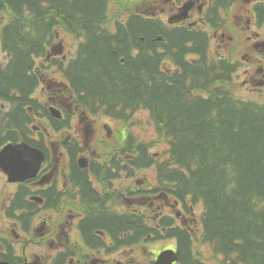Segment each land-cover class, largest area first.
Here are the masks:
<instances>
[{
    "label": "trees",
    "instance_id": "trees-1",
    "mask_svg": "<svg viewBox=\"0 0 264 264\" xmlns=\"http://www.w3.org/2000/svg\"><path fill=\"white\" fill-rule=\"evenodd\" d=\"M141 1L124 0L112 15L114 0H0L7 15L0 41L9 53L7 62L0 61V100L16 105L8 113L15 122L0 126V147L18 140L9 130H23L28 107L37 106L35 57L45 54L59 27L81 35L77 57L65 70L78 101L93 113L120 119L147 109L167 144L162 157L154 156L151 143L127 137L121 149L127 166L114 168L129 175L156 171L155 183L144 177L129 189L135 208H101L110 195L94 191L82 177L81 200L99 211L87 226L107 228L114 249L123 242L133 247L175 239L177 264H204L193 232V210L202 205L203 236L222 255V264H264V99L234 93L237 65L213 58L207 32L166 24L147 10L136 13ZM217 1L220 11L233 0ZM0 260L14 262L1 252Z\"/></svg>",
    "mask_w": 264,
    "mask_h": 264
},
{
    "label": "rangeland",
    "instance_id": "rangeland-1",
    "mask_svg": "<svg viewBox=\"0 0 264 264\" xmlns=\"http://www.w3.org/2000/svg\"><path fill=\"white\" fill-rule=\"evenodd\" d=\"M174 0H142L140 3L134 5V11L142 12V10H147L146 14L151 15L152 12L158 18L167 19L168 16L171 15V12L176 11L179 5H173ZM252 0H238L235 4H233L230 8L224 10L222 15L225 17L223 23L225 28L219 29L220 33L222 31H229L230 28H234L240 26L243 28L246 25L247 15L246 12L250 10L247 9V6L251 3ZM124 0H114L113 5L111 6V14H114V8H121ZM168 2V3H164ZM171 2V4H169ZM166 7V8H165ZM165 8L166 12L162 13L161 9ZM7 20V15L0 11V26L5 23ZM210 34H213V31L209 29ZM220 33L217 39H220ZM248 35H253L247 31H241L242 40L241 42H223L222 40L213 41L212 42V53L219 55H226V57L234 59H242V67L240 70L239 76L236 77V81L238 84L237 93L245 99H254L262 101L264 99V84L256 85V80L264 78V57L260 54H257L262 60L258 64H263L262 66H258L259 70L257 72L252 71V73H246V70H250L251 66L253 67L252 58L256 51L263 53L259 48L253 47L251 42L248 41ZM63 45V51L59 54L63 56L64 54L67 58H70L75 54L77 49L79 39L75 36L69 35L64 29L58 32V40L56 45ZM215 43V44H214ZM220 44V45H219ZM250 46V47H249ZM245 52H249L250 55L242 56ZM256 55V54H255ZM3 54L0 52V57ZM244 59V60H243ZM43 66V63H39ZM43 71L40 69V75L42 83L35 93L36 97L39 98L40 101H43L47 106L50 105H61L65 109H67L69 114H72V119L70 126L62 130H54L53 128H49L46 125V121H35L33 125L39 126L38 132H41L44 136H46L48 143H50L52 147V143H55L57 148L54 149L55 152H52L53 156L56 158L55 163L59 166V169L67 168L65 165L68 162V157L64 152L63 142L69 141L71 139H77L79 141H83V144L86 148L90 150V152H98L101 155V159L105 160L103 163L109 164L110 158L114 154V152L120 148L121 137L123 134L128 133L136 136L137 141L140 140L142 142L151 143V152L154 156H160L164 154V151L167 147L166 141L157 129L153 119L151 118L150 112L147 109L141 108L136 109L130 112L126 118L120 119L117 117H109L104 114L94 115L91 114L88 110L84 111L77 107L75 103V96H72V93L68 91L64 86H62L63 75L58 70L50 71L49 68L44 67ZM256 87V89H254ZM54 101V103H53ZM9 109L8 105L1 106L0 103V119L6 114V111ZM63 121L58 123V125L63 126ZM0 123H3L1 121ZM88 129V133L86 132ZM33 135H36L33 133ZM59 148V151L57 149ZM52 149V148H51ZM62 151L63 155L59 152ZM98 157L97 155L93 154ZM134 174L124 173L119 176H115L112 178L113 186L110 188V191H114L115 193L124 192L122 186L127 187H136L139 179H145L147 182L151 181L155 183V168L150 169H141L137 173ZM145 177V178H144ZM137 182V184H136ZM140 185V184H139ZM126 187V188H127ZM15 186L9 184L6 179L0 174V232L6 237L7 240L13 243L17 249V253L23 255V249L25 246V238L24 233L21 231V227L14 224L15 219L10 217L9 208L11 201V197L14 194ZM127 193V192H126ZM116 196V195H114ZM112 196V197H114ZM126 197V195H125ZM120 203V204H119ZM126 200L125 198L118 196V200L116 203H112V207L126 208ZM132 204H130L131 206ZM178 211L176 206L172 210V213ZM203 212V206L198 205L194 213V217L197 219V224L193 228L194 232V248L198 255L203 259L204 264H222V255L216 253L212 247V245L207 242L203 236V226L201 224V215ZM9 220V221H8ZM7 227V230H6ZM10 227L16 230V233H19V236L16 237L14 231L10 230ZM74 244V241L70 242L71 246ZM171 241L169 242H160L156 241L151 244H138L136 246L128 248V250H117L111 254L114 264H118L119 260H122L127 264H151L150 261L155 258L156 252L160 249L165 248L167 245H172ZM167 246V248H170ZM47 255L49 258L54 253V249L50 250L49 246H46ZM103 253L98 255H92L90 258L84 259L82 262L75 258L73 260V264H105L100 258H105L106 256H100Z\"/></svg>",
    "mask_w": 264,
    "mask_h": 264
},
{
    "label": "flooded vegetation",
    "instance_id": "flooded-vegetation-1",
    "mask_svg": "<svg viewBox=\"0 0 264 264\" xmlns=\"http://www.w3.org/2000/svg\"><path fill=\"white\" fill-rule=\"evenodd\" d=\"M192 7L194 6V1ZM200 13L204 14L201 9ZM207 15L189 14L187 18H181L180 15L176 17L177 21L181 24L187 22L189 28H195L198 26L206 25L208 20ZM185 20V21H184ZM201 21L202 23H199ZM215 27L221 25L220 22L213 23ZM209 27H213L209 24ZM259 29H262L264 25H258ZM212 38L219 36V31L212 30ZM253 35L252 45L255 48H259L264 54V34L260 35L258 32H251ZM233 39L232 36L226 37V31L220 33V39L223 42ZM220 45V44H219ZM253 69L254 72L259 70V59L253 57ZM261 61V60H260ZM256 85L264 84V79L256 80ZM88 133V129H86ZM78 141V140H77ZM44 144V143H43ZM55 146L54 143H52ZM81 150L85 152L88 161V168L82 169L80 165L73 159L68 168H62L61 170L55 163H51V158L48 156L43 164V167L38 177L27 181L26 183H13L16 185V191L13 199H20V202L25 201V206L20 207V213H18L21 223L15 222L16 225L23 228L25 247L23 261L24 264H73V260L78 258L79 261H83L86 258H90L92 255H98V253L106 256L100 258L105 264H114L111 254L114 252V237L112 233L106 229H94L92 230L87 226V220L92 216H95L99 211L94 209L92 205L82 202V197L86 191L81 185V180L85 179L91 183L92 189L99 194L106 192L113 186V180L115 176H110L105 181L98 175L97 162L89 159V155L95 152H90L88 148L80 146ZM127 156L124 154H117V157L113 160L115 166L121 165L123 161H127ZM122 162V163H121ZM110 172H118L119 176L122 174V170H118V167L114 168L113 163L108 165ZM108 174V173H107ZM83 177V179H82ZM124 186H122V189ZM27 197H23V192ZM35 197V198H32ZM110 204H112L110 202ZM108 205L107 202H102L100 207ZM97 207V206H96ZM29 214L26 221L23 222L22 214ZM88 214V215H87ZM22 225V226H21ZM13 228L10 227V230ZM13 231H15L13 229ZM19 234H17V237ZM74 241V244L69 245ZM46 246L50 247V250L54 249V253L49 258L47 255ZM122 250L129 251L128 246L123 242ZM118 249V248H117ZM116 249V250H117ZM12 257L16 261L19 259L15 257L14 251L10 252ZM118 264H127L122 260L118 261ZM139 264V263H138Z\"/></svg>",
    "mask_w": 264,
    "mask_h": 264
},
{
    "label": "water",
    "instance_id": "water-1",
    "mask_svg": "<svg viewBox=\"0 0 264 264\" xmlns=\"http://www.w3.org/2000/svg\"><path fill=\"white\" fill-rule=\"evenodd\" d=\"M42 160L43 153L26 143L8 144L0 152V166L9 174L11 181L35 176ZM176 260L177 253L173 249H167L159 254L153 264H173Z\"/></svg>",
    "mask_w": 264,
    "mask_h": 264
},
{
    "label": "bare ground",
    "instance_id": "bare-ground-1",
    "mask_svg": "<svg viewBox=\"0 0 264 264\" xmlns=\"http://www.w3.org/2000/svg\"><path fill=\"white\" fill-rule=\"evenodd\" d=\"M255 202V201H254Z\"/></svg>",
    "mask_w": 264,
    "mask_h": 264
}]
</instances>
